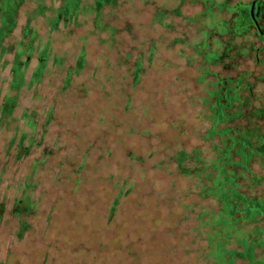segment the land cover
Returning a JSON list of instances; mask_svg holds the SVG:
<instances>
[{
	"label": "rangeland",
	"instance_id": "obj_1",
	"mask_svg": "<svg viewBox=\"0 0 264 264\" xmlns=\"http://www.w3.org/2000/svg\"><path fill=\"white\" fill-rule=\"evenodd\" d=\"M176 3L179 14L172 12ZM200 3L121 0L118 21L124 20L130 31L123 43L128 46L133 42L129 37L134 36L142 53L138 82L127 87L123 79L124 85L117 90L119 80L114 74L106 77L108 70H102L104 49L87 36L88 73L83 86L76 85L74 92L79 96V90L86 89V97L80 108H66L62 116L57 114L55 121L60 122L47 125L44 150L55 152L44 154L46 162L34 172L28 174L30 156L14 161L2 157L6 133L0 131V166L4 168L0 174V202L4 205L0 264H210L208 246L200 239L198 212L213 204L197 193L198 179L181 173L173 161L177 149L189 152L196 145L206 147L200 140L205 126L201 96L210 77L195 81L205 63L193 47L201 38L200 23L190 19L201 9ZM160 8L164 15L151 21L152 13ZM21 21L20 17L18 24ZM35 26L44 37L43 24ZM83 30L75 28L68 35L59 23L49 33L50 50L77 52ZM74 32L76 47L70 46ZM252 38L248 34L244 42ZM150 42L154 50L147 62ZM223 61H229V66L218 64L210 69L219 76L251 71L246 77L256 96L251 101L264 105V63L244 58L231 68L234 59L220 63ZM125 67L119 65L118 70ZM20 102L26 104L23 97ZM254 162L251 169L264 174V167ZM24 179L33 182L24 192L35 204L19 215L28 226L17 235L18 218L10 210L21 196ZM262 186L241 191L264 196ZM252 227L245 224L241 233ZM251 237L247 235V239ZM225 245L239 248L232 239ZM233 260L240 261L236 256Z\"/></svg>",
	"mask_w": 264,
	"mask_h": 264
},
{
	"label": "trees",
	"instance_id": "obj_2",
	"mask_svg": "<svg viewBox=\"0 0 264 264\" xmlns=\"http://www.w3.org/2000/svg\"><path fill=\"white\" fill-rule=\"evenodd\" d=\"M27 3L31 4L30 8ZM200 4L201 9L190 19L200 23L201 38L193 47L205 63L195 81H203L206 75L210 77L201 96L205 126L200 140L206 147L203 150L196 145L189 152L177 149L173 161L181 173L198 179L197 193L213 204V207L198 212L200 239L208 246L210 264H236L233 257L238 248H227L225 244L232 239L244 250L243 254H250L251 243L260 239H247V235L264 229V225H253L250 231L241 233L244 225L237 226L235 215L237 209L244 211L245 217L252 214L249 198L236 188L264 184V174L251 169L254 161L260 167L264 166V105L252 103L256 96L245 70L237 75L219 76L210 69L218 64L228 67L229 61L220 62L246 53L241 42L233 38L237 31L233 28L232 17L220 15L221 11L233 10V6H228L227 0H201ZM119 6L121 0H0V131L6 133L1 152L2 157H10L12 161L30 156L28 174L46 162L45 157L42 158L44 154L48 156L55 152L44 150L47 125L60 122L55 121L57 114L62 116L61 112L66 108H80L86 97V89L81 88L79 96L74 92L76 85L83 86L84 75L88 73L84 45L87 36L94 37L97 45L104 49L102 70H108L106 77L114 74L119 80L117 90L121 83L124 85L123 79L127 80V87L138 82L142 53L136 47L134 36L129 37L133 42L128 46L123 43L124 35L130 31L124 20L118 21L121 16ZM172 12L179 14V3L174 5ZM164 13L163 8L155 10L151 21L160 19ZM20 17L22 21L18 24ZM239 19L240 26L243 23ZM35 23L43 24L44 37ZM59 23L68 35L73 29L83 27L77 52L50 50L49 33L58 29ZM17 25L18 31L14 32ZM76 37L74 32L70 46H77ZM147 50L145 60L149 62L154 50L152 42ZM119 65L126 67L118 70ZM235 65L231 64V68ZM92 73L93 69H90L89 76ZM22 97L26 104H21ZM80 166L82 162L77 167ZM3 172L1 165L0 174ZM32 186V181L23 180L21 196L10 210L18 218L17 235L28 226L19 215L29 212L32 203L35 204L30 201V194L24 192V188ZM3 210L4 205L0 202V218Z\"/></svg>",
	"mask_w": 264,
	"mask_h": 264
},
{
	"label": "flooded vegetation",
	"instance_id": "obj_3",
	"mask_svg": "<svg viewBox=\"0 0 264 264\" xmlns=\"http://www.w3.org/2000/svg\"><path fill=\"white\" fill-rule=\"evenodd\" d=\"M227 4L228 6H233V10H229L228 12L221 11L220 15L223 13L225 15L229 14L232 17L233 20L231 22L234 26L232 27L237 31V34L233 38L235 41H240L242 47L246 50L245 54H240L232 58L234 59L233 64L240 63L244 58H253L254 63L263 64L264 59L262 58V60H259V55L264 57V0H235L233 2L227 0ZM238 17H240V22L243 23L240 26L238 25ZM248 34L253 38L249 42H244V39ZM237 38L240 39L237 40ZM246 72L249 74L251 73V71ZM249 74H247L246 77H248ZM262 185L264 188V184ZM236 189L239 193L249 198V205L252 211L250 217H245L244 211L241 209L236 210L235 215L238 219L237 221L239 222V225H264V196L254 193L250 196L246 192L241 191V188ZM236 199L239 202L238 196ZM237 208H239V205ZM250 235L260 240L257 243L256 241L251 243L252 249L250 254H243L244 250L239 246V251L235 253V256L242 262L234 261L236 264H264V229L257 234L250 233Z\"/></svg>",
	"mask_w": 264,
	"mask_h": 264
}]
</instances>
